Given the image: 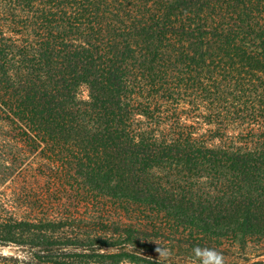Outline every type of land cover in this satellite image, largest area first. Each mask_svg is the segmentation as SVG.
<instances>
[{
    "label": "trees",
    "instance_id": "trees-1",
    "mask_svg": "<svg viewBox=\"0 0 264 264\" xmlns=\"http://www.w3.org/2000/svg\"><path fill=\"white\" fill-rule=\"evenodd\" d=\"M225 241L264 247V0H0V264Z\"/></svg>",
    "mask_w": 264,
    "mask_h": 264
},
{
    "label": "rangeland",
    "instance_id": "rangeland-1",
    "mask_svg": "<svg viewBox=\"0 0 264 264\" xmlns=\"http://www.w3.org/2000/svg\"><path fill=\"white\" fill-rule=\"evenodd\" d=\"M124 216L129 218V215L127 214H125ZM131 218H134L133 221L136 227L143 230L150 229L149 231L153 233L156 232L154 226H160L161 224H163V220H157L155 217L151 216L148 213L138 214L134 216L132 215V217H130L129 219ZM177 238H180L181 242L178 243L177 241L174 242V244L179 248H183L181 250H184L186 248L185 243L187 239L183 235L177 236ZM225 242L226 243H224L220 247L214 244L210 247V250H214V252L218 253L222 257L223 264H248L264 261V247L262 245H259L257 242L247 245L245 249H243L240 245L233 244L232 242ZM5 253L7 254L8 250H6ZM195 264H197V262ZM206 264H215V259L210 255L206 256Z\"/></svg>",
    "mask_w": 264,
    "mask_h": 264
},
{
    "label": "clouds",
    "instance_id": "clouds-1",
    "mask_svg": "<svg viewBox=\"0 0 264 264\" xmlns=\"http://www.w3.org/2000/svg\"><path fill=\"white\" fill-rule=\"evenodd\" d=\"M155 251L161 259H167V257L170 255V251L161 246L156 247ZM193 251L194 256L199 259L200 264H206V256L208 255L215 259V264H223L222 257L218 253L214 252V250L201 249L197 247Z\"/></svg>",
    "mask_w": 264,
    "mask_h": 264
}]
</instances>
